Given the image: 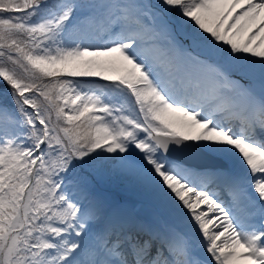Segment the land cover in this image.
<instances>
[{
    "label": "snow or ice",
    "instance_id": "snow-or-ice-1",
    "mask_svg": "<svg viewBox=\"0 0 264 264\" xmlns=\"http://www.w3.org/2000/svg\"><path fill=\"white\" fill-rule=\"evenodd\" d=\"M0 264H264V0H0Z\"/></svg>",
    "mask_w": 264,
    "mask_h": 264
}]
</instances>
